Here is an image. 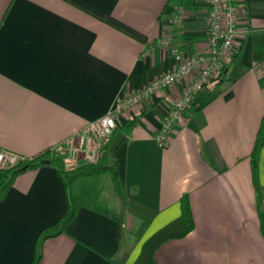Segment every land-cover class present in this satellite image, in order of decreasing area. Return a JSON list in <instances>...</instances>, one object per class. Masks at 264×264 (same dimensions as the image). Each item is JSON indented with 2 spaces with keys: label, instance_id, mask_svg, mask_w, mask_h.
I'll list each match as a JSON object with an SVG mask.
<instances>
[{
  "label": "crops",
  "instance_id": "crops-1",
  "mask_svg": "<svg viewBox=\"0 0 264 264\" xmlns=\"http://www.w3.org/2000/svg\"><path fill=\"white\" fill-rule=\"evenodd\" d=\"M236 8L230 61L166 145L155 136L187 80L117 116L116 130L132 123L115 153L118 178L128 197L156 213L143 237L134 242L129 222L80 207L42 242L37 264H116L125 250L124 264H133L143 240L180 216L184 195L194 228L158 248L157 264H264V146L251 170L264 116V0H236ZM208 9L207 0H0V148L29 158L54 153L172 71L175 52L207 54ZM66 207L52 165L18 173L0 201V264H31L39 232Z\"/></svg>",
  "mask_w": 264,
  "mask_h": 264
},
{
  "label": "built area",
  "instance_id": "built-area-1",
  "mask_svg": "<svg viewBox=\"0 0 264 264\" xmlns=\"http://www.w3.org/2000/svg\"><path fill=\"white\" fill-rule=\"evenodd\" d=\"M207 4V54L186 57L182 52H175V68L172 71L116 103L97 119L87 123L81 131L67 138L61 146L55 147L53 152L61 158L65 170L75 169L81 162L97 163L102 148L109 143L117 127L116 118L120 113L139 105L162 89L187 80L180 98L172 102L168 110L161 133L155 136L159 145L168 143V136L174 125L181 120L184 111L192 107L203 87L221 75L233 54L238 22L236 0H207ZM32 160L33 158L0 148V170Z\"/></svg>",
  "mask_w": 264,
  "mask_h": 264
},
{
  "label": "trees",
  "instance_id": "trees-1",
  "mask_svg": "<svg viewBox=\"0 0 264 264\" xmlns=\"http://www.w3.org/2000/svg\"><path fill=\"white\" fill-rule=\"evenodd\" d=\"M219 77L215 79L214 82L217 83ZM216 89L217 87L215 85V87L210 91V94H212ZM131 126L132 123H127L124 127H121V129L114 130L109 143L102 148L99 161L96 164H85L72 170H65L61 158L55 153L45 150L41 154L34 157L29 163L22 165L19 164L0 170V201L4 198L7 190L13 182V179L18 173L27 168H35L41 165H46V162H49V164L55 168L65 187L67 202L65 213L54 224L43 228L39 232L36 238L34 257L31 264L38 263L42 242L49 237L56 236L63 232L67 225L73 220L80 207H88L96 213L117 221L120 225L123 224V212H116L112 208H108L103 205L102 202H97L96 192L94 191H99V189L97 188L95 190L93 187L95 182H98L99 180L101 181L104 176H106L110 181V188L113 197L120 200L129 215L138 218L141 222L139 228L134 232V242L143 237L145 229L154 219L156 213L143 206L135 199L127 196L118 178V160L115 157L116 151L111 154L108 152L109 146L114 141L117 132L121 131L125 134ZM123 142H125V139ZM262 146H264V116L260 129L255 137L254 148L251 153V170L253 174H255L257 170V156ZM97 177L100 179L94 181ZM180 207L181 213L178 218L166 224L152 236L143 241L139 256L133 264H157L154 260V255L158 248H160L168 240L185 237L193 230L194 221L186 195L180 199ZM259 218L261 222V229L264 233V215L260 211ZM127 257L128 250H125L111 261L116 264H124Z\"/></svg>",
  "mask_w": 264,
  "mask_h": 264
},
{
  "label": "rangeland",
  "instance_id": "rangeland-1",
  "mask_svg": "<svg viewBox=\"0 0 264 264\" xmlns=\"http://www.w3.org/2000/svg\"><path fill=\"white\" fill-rule=\"evenodd\" d=\"M116 120H117V118H116ZM81 165H85V163L84 162H81V164L79 166H81ZM95 179L96 180H94V181H97V179H100V178L97 177ZM109 182L110 181L108 180V178L106 176H104L101 179V181L99 180L98 182H95L93 188H95V190L97 188L99 189V191H94V192H96V197H97L96 199L98 200L97 202H99V201L102 202L103 205H105L108 208H112L116 212H123L124 213V215H123L124 216V220L127 221V222H129L128 223L129 224L128 225L129 226L128 229L130 231V234H132V233H134L137 230V223L134 222L135 219L133 218V216L129 215L126 212V210L124 209V206L120 202V200H118V199H116V198L113 197L112 192L109 189V186H110L109 185ZM100 188L102 190H100ZM81 192H83V191H81ZM132 220H133V222H132ZM148 236H150V235H148ZM146 238H147V236H146Z\"/></svg>",
  "mask_w": 264,
  "mask_h": 264
},
{
  "label": "water",
  "instance_id": "water-1",
  "mask_svg": "<svg viewBox=\"0 0 264 264\" xmlns=\"http://www.w3.org/2000/svg\"><path fill=\"white\" fill-rule=\"evenodd\" d=\"M124 138H125V135L122 132H117L114 141L109 146L108 152L111 154L114 151H116L120 147V145L123 143ZM46 163L48 164L49 162H46Z\"/></svg>",
  "mask_w": 264,
  "mask_h": 264
}]
</instances>
